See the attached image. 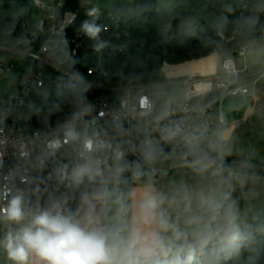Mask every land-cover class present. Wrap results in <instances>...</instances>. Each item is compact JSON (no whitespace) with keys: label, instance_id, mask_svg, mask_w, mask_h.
<instances>
[{"label":"built area","instance_id":"2783aa9c","mask_svg":"<svg viewBox=\"0 0 264 264\" xmlns=\"http://www.w3.org/2000/svg\"><path fill=\"white\" fill-rule=\"evenodd\" d=\"M30 4L44 12L46 18L35 20L32 16L20 25L16 45L0 46V77L14 70L12 64L21 66L10 92L6 95L0 92V209L7 207L11 196L21 195L25 213V219L18 224L0 212V240L28 224L40 210L66 215L77 192L90 180L87 175L80 183L71 179L73 169L78 166H90L93 178L113 164L137 157L128 166L133 182L144 176L157 182L163 172V161L139 158L145 150L182 148L218 152L220 131L226 125L225 99L245 98L251 88L264 81V69L247 71L238 67L235 57L245 60L250 47L247 45L223 61L220 74L181 79L180 84L187 87L184 98L159 110L153 89L175 86L176 82L112 89L90 86L70 75L58 60L88 65V77L106 78L112 63L126 52L127 46L107 44L101 51H95V42L81 31V23L94 18L72 10L71 0H30ZM99 12L96 23H103L107 17L115 19L112 14ZM55 74L109 95L83 103L74 115L48 129L31 131L27 121L32 100ZM157 113L161 117L159 131L146 138L138 123ZM69 131L77 134L75 139L67 136ZM89 139L93 141L91 152L84 148ZM185 164L210 169L214 174L220 172L206 164ZM6 191L8 197L4 196Z\"/></svg>","mask_w":264,"mask_h":264},{"label":"crops","instance_id":"0c3cea01","mask_svg":"<svg viewBox=\"0 0 264 264\" xmlns=\"http://www.w3.org/2000/svg\"><path fill=\"white\" fill-rule=\"evenodd\" d=\"M228 57L215 53L189 62L195 67L188 73L168 75L179 92L167 107L184 98L187 87L181 79L220 74ZM236 61L240 70L264 69ZM223 111L226 125L220 131L218 156L264 166V81L245 98H226ZM142 122V132L150 138L158 133L161 117L157 113ZM157 178L133 182L130 169L119 170L101 181L76 212L74 222L104 237L108 264H165L206 248L222 234L264 224V177L163 163ZM29 261L44 264L35 254Z\"/></svg>","mask_w":264,"mask_h":264},{"label":"trees","instance_id":"16d2710c","mask_svg":"<svg viewBox=\"0 0 264 264\" xmlns=\"http://www.w3.org/2000/svg\"><path fill=\"white\" fill-rule=\"evenodd\" d=\"M173 1L175 11L169 14L157 11V0H142L140 8L132 12L104 11L106 15L112 14L115 19L111 21L107 17L103 23H97L107 29L101 32V38L107 44L127 46L126 52L112 63L108 77H88V65L84 67L69 59H59V65L70 75L94 87L112 89L129 85L162 84L167 82L161 77L164 64L178 66L215 53L235 56L244 46L253 45L264 38V0ZM32 9L25 1L4 0L5 13L0 12V46L16 45L20 37V25L32 18ZM71 9L86 17L91 8L82 9L79 0H71ZM167 32L170 33L169 39L165 38ZM184 66L193 69L195 64L169 67L168 75H183L179 70ZM107 95L108 92L85 87L61 74H55L40 95L32 100L27 127L31 131H43L63 118L74 115L83 103ZM162 108L158 103V109ZM197 153L218 157L216 151ZM147 159L170 164L190 162L168 152ZM211 167L220 171L264 177L229 166ZM165 264H264V224L222 234L212 239L206 248L184 254Z\"/></svg>","mask_w":264,"mask_h":264},{"label":"clouds","instance_id":"9594fccd","mask_svg":"<svg viewBox=\"0 0 264 264\" xmlns=\"http://www.w3.org/2000/svg\"><path fill=\"white\" fill-rule=\"evenodd\" d=\"M74 15V14H72ZM93 17L91 21L81 23V31L95 43V51H101L107 46V41L101 39V32L106 26L96 23L99 19V8L92 7L86 13ZM68 137L76 138L74 131L67 133ZM86 151H93V141L86 140ZM90 179L93 169L87 164L73 169L71 179L80 183L85 176ZM5 197L9 192L4 193ZM6 219L20 223L25 219L23 198L13 195L8 200L6 208L0 209ZM7 251L8 257L14 264H28L30 254L38 256L44 264H108L104 237L96 231H87L71 216L63 215L52 210H40L33 215L28 224L23 225L17 232H9L0 242Z\"/></svg>","mask_w":264,"mask_h":264},{"label":"rangeland","instance_id":"374dc122","mask_svg":"<svg viewBox=\"0 0 264 264\" xmlns=\"http://www.w3.org/2000/svg\"><path fill=\"white\" fill-rule=\"evenodd\" d=\"M27 2L30 6V0H21ZM128 1L126 4L127 5H122V2ZM142 0H79L80 7L82 9H86L88 7H98L99 11H106L108 13H111L115 10H121L125 9L127 11H135L138 8H140ZM129 5V6H128ZM133 6V7H130ZM33 9V18L35 20H41L46 18L45 13L32 7ZM157 11L160 13H173L175 11V5L173 0H157ZM0 12L2 14L5 13L4 10V0H0ZM166 39L170 38V33H166L165 35ZM237 60L238 57H235ZM244 63L250 66V68H253L252 66L255 64L256 67H263L264 66V39L260 40L257 43H254L253 45H250L249 49L246 52V60H243ZM189 63V62H188ZM186 64V63H185ZM14 67V70L6 75H3L0 77V92L3 93L4 95L8 94L12 88V84L16 81L17 77L21 73V66L18 64H12ZM183 65V64H182ZM178 66H172L168 64H164L163 67L161 68V77L166 80V83H171L173 82V79L168 78V72L167 68L169 67H179ZM190 68L188 66H184L180 68L179 73L180 74H185L190 72ZM156 84V83H155ZM163 84V83H162ZM148 85V84H145ZM90 86L94 87L93 85L90 84ZM131 86V85H129ZM124 87V86H123ZM118 88V87H117ZM179 92V87L176 86H158L153 89V93H155L156 100L158 103L161 104L162 107H167L169 103H171L175 97L176 93ZM138 127L141 131H143L145 127V123L140 122L138 123ZM128 167H125L122 170H127ZM3 240L1 239L0 242ZM30 261L28 262V264ZM0 264H14L12 260L9 259L7 251L3 247V244L0 243Z\"/></svg>","mask_w":264,"mask_h":264},{"label":"water","instance_id":"95a60500","mask_svg":"<svg viewBox=\"0 0 264 264\" xmlns=\"http://www.w3.org/2000/svg\"><path fill=\"white\" fill-rule=\"evenodd\" d=\"M174 153L179 155L190 162H196L201 164H206L210 166H229L235 168L239 171L245 172L247 174L253 175H264V166L258 165L254 163H250L243 160L233 159V158H225V157H212L202 155L200 153L194 152L188 149L182 148H157V149H149L141 152L139 154V158L143 159L149 156H154L159 153ZM137 157H131L124 161L118 162L116 164L111 165L109 168L104 169L101 173L97 174L93 178H91L84 187L77 193L72 204L70 205L66 216H71L75 214V212L81 207L82 203L89 197V195L93 192L96 186L103 181L105 178L109 177L113 173L128 167L130 164L135 162Z\"/></svg>","mask_w":264,"mask_h":264}]
</instances>
